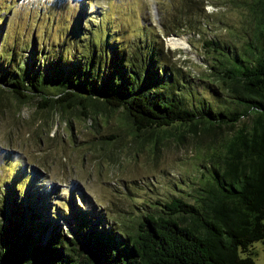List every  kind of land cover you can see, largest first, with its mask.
Listing matches in <instances>:
<instances>
[{"label": "trees", "instance_id": "1", "mask_svg": "<svg viewBox=\"0 0 264 264\" xmlns=\"http://www.w3.org/2000/svg\"><path fill=\"white\" fill-rule=\"evenodd\" d=\"M238 8L236 40L202 42L213 54L207 66L214 82H203L209 96L192 89L195 77L168 65L162 37L129 51L107 41L85 43L70 65L61 50L52 60L32 50L10 68L12 58L4 61L6 50L0 51V97L20 104L36 101L46 112L78 109L94 118L119 111L134 138L153 143L237 125L201 155L209 167L193 202L157 201L156 211L124 229L75 215L77 229L59 234L43 219L10 217L8 209L20 201L6 196L0 264H253V243L264 244V0H239ZM187 16L163 14L160 34H201L207 27ZM30 229L39 234L32 237Z\"/></svg>", "mask_w": 264, "mask_h": 264}, {"label": "rangeland", "instance_id": "2", "mask_svg": "<svg viewBox=\"0 0 264 264\" xmlns=\"http://www.w3.org/2000/svg\"><path fill=\"white\" fill-rule=\"evenodd\" d=\"M238 3L239 0H0V51L6 50L4 61L12 58L10 68H17L19 59L26 58L32 50L41 56L48 53L51 60L61 50L70 65L80 59L85 43L95 41L103 46L107 41L109 46L129 51L137 42L162 37L168 65H175L189 78L195 77L192 89L209 96L203 82H214L207 66L213 54L206 53L202 42L215 39L228 43L237 39L242 20ZM180 11L207 27L201 34L168 31L161 35L163 14L165 19ZM173 39L183 41V46H173ZM38 66L45 69L43 64ZM235 127H221L215 132L199 130L181 139L153 143L152 138H134L119 111L96 118L92 113L83 117L78 109L46 112L37 109L36 101L20 104L10 95H3L0 223L7 210L6 196L20 201L18 209H8L10 217L18 219L22 213L28 222L43 219L59 234L77 229L75 215L116 231L124 229V224H135L147 211H156L157 201L182 197L193 202L209 167V161L201 155L208 145L215 144L217 135H229ZM35 201L38 202L30 210ZM33 209L41 213L32 215ZM30 231L32 237L39 234L37 230ZM45 237L47 234H42L38 239L44 241ZM252 247L253 264H264V244L255 241Z\"/></svg>", "mask_w": 264, "mask_h": 264}, {"label": "bare ground", "instance_id": "3", "mask_svg": "<svg viewBox=\"0 0 264 264\" xmlns=\"http://www.w3.org/2000/svg\"><path fill=\"white\" fill-rule=\"evenodd\" d=\"M171 43H172V45L173 46H183V41H181V40H178V39H173L172 41H171Z\"/></svg>", "mask_w": 264, "mask_h": 264}]
</instances>
